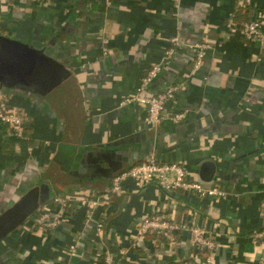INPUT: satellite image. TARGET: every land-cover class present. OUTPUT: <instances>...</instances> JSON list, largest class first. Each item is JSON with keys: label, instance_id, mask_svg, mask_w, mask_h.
<instances>
[{"label": "crops", "instance_id": "1", "mask_svg": "<svg viewBox=\"0 0 264 264\" xmlns=\"http://www.w3.org/2000/svg\"><path fill=\"white\" fill-rule=\"evenodd\" d=\"M251 4L236 20V0H0V33L44 47L69 71L44 94L0 87L25 112L30 136L19 138L0 121V213L42 182L54 196L99 194L151 154L182 163L189 179L227 190L202 195L129 178L97 207L101 231L78 202L47 229L31 225L35 212L0 238V264L258 263L264 44L244 36L240 21L259 17L264 30V0ZM176 35V51L164 60ZM198 41L211 45L196 64ZM159 62L147 92L170 83L179 89L166 116L152 124L144 105L123 99ZM148 214L186 226L174 239L154 234L138 241L137 224ZM195 224L216 235L210 262L192 241Z\"/></svg>", "mask_w": 264, "mask_h": 264}, {"label": "built area", "instance_id": "2", "mask_svg": "<svg viewBox=\"0 0 264 264\" xmlns=\"http://www.w3.org/2000/svg\"><path fill=\"white\" fill-rule=\"evenodd\" d=\"M241 4H249L252 0H238ZM240 29L244 36L250 39H256L264 44V30L261 26L259 17L244 20L240 22ZM179 37L176 35L172 39L173 45L170 46L165 55L164 60H170L175 51L176 45L179 43ZM211 44L206 41H198L193 46L197 49L198 64L206 48ZM264 59V53L258 57ZM164 63H155L143 76L141 83L137 86L136 91L126 95L123 102H137L146 107L148 123H159L166 116L168 102L175 99L178 93L179 85L176 83L168 84L163 90L149 93L147 87L152 79L159 73ZM11 98L0 90V121L6 123L12 130V133L19 137L25 138L24 119L25 112L16 104L12 103ZM183 112H174V117L180 119ZM138 179L143 183L155 182L161 187L170 189H184L196 191L202 195L224 196L227 190L220 185H204L199 181L189 179L187 170L178 161H160L154 154L147 159L134 163L129 168L116 174L111 184L103 193L93 194H58L51 201L44 203L36 213L31 217V225L43 229L58 226L64 218V209L76 199L85 208V217L87 219H96V228L101 231L104 222L95 216V211L99 205H103L108 201L114 193H119L124 182L129 179ZM264 209V200L262 202ZM185 224L178 223L168 214H148L144 215L137 224L135 237L140 241L147 237L148 233L156 232L164 236L174 239L173 233L179 228L185 227ZM193 243L199 251L205 253L207 262L211 261L209 253L216 247V235L206 226L195 224L192 227ZM254 237L264 239V228L256 230ZM76 244L71 245L72 252L75 251ZM264 264V256L260 258L258 263Z\"/></svg>", "mask_w": 264, "mask_h": 264}, {"label": "water", "instance_id": "3", "mask_svg": "<svg viewBox=\"0 0 264 264\" xmlns=\"http://www.w3.org/2000/svg\"><path fill=\"white\" fill-rule=\"evenodd\" d=\"M63 66L44 47L0 33L1 84L15 86L27 93L38 91L44 94L69 74ZM50 197L53 198L54 194L42 182L5 208L0 213V238L25 223Z\"/></svg>", "mask_w": 264, "mask_h": 264}, {"label": "trees", "instance_id": "4", "mask_svg": "<svg viewBox=\"0 0 264 264\" xmlns=\"http://www.w3.org/2000/svg\"><path fill=\"white\" fill-rule=\"evenodd\" d=\"M237 1V6H236V11L234 12V15H233V18H235L236 20H237V17H236V13H238V12H247L249 9H250V7H251V3H249V4H241V3H239V1L238 0H236ZM254 18V17H253ZM249 19H252V18H249ZM244 20H248V19H243V20H241L240 22H242V21H244ZM28 131H29V119H28V117L27 116H25V119H24V132H25V136H26V138H29L30 139V136H29V133H28ZM99 193H103V191H100ZM93 194V193H92ZM73 203H72V206H76V204H77V200L76 199H74L73 201H72ZM100 217V215H98V217L97 218H99ZM101 218V217H100ZM99 218V219H100ZM154 234H156L157 235V237H164V235L163 234H159V233H156V232H151V233H148L147 235H154Z\"/></svg>", "mask_w": 264, "mask_h": 264}, {"label": "flooded vegetation", "instance_id": "5", "mask_svg": "<svg viewBox=\"0 0 264 264\" xmlns=\"http://www.w3.org/2000/svg\"><path fill=\"white\" fill-rule=\"evenodd\" d=\"M0 87H6V88H9V89H17L15 86H10V85H6V84H1L0 83ZM17 90H20V89H17Z\"/></svg>", "mask_w": 264, "mask_h": 264}]
</instances>
